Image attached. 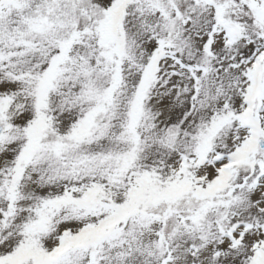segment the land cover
Instances as JSON below:
<instances>
[{
    "label": "snow or ice",
    "instance_id": "1",
    "mask_svg": "<svg viewBox=\"0 0 264 264\" xmlns=\"http://www.w3.org/2000/svg\"><path fill=\"white\" fill-rule=\"evenodd\" d=\"M0 264H264V0H0Z\"/></svg>",
    "mask_w": 264,
    "mask_h": 264
}]
</instances>
